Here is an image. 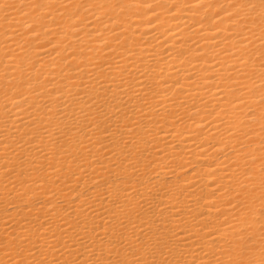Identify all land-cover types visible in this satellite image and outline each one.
<instances>
[{
  "label": "bare ground",
  "instance_id": "bare-ground-1",
  "mask_svg": "<svg viewBox=\"0 0 264 264\" xmlns=\"http://www.w3.org/2000/svg\"><path fill=\"white\" fill-rule=\"evenodd\" d=\"M0 264H264L263 0H0Z\"/></svg>",
  "mask_w": 264,
  "mask_h": 264
},
{
  "label": "rangeland",
  "instance_id": "rangeland-1",
  "mask_svg": "<svg viewBox=\"0 0 264 264\" xmlns=\"http://www.w3.org/2000/svg\"><path fill=\"white\" fill-rule=\"evenodd\" d=\"M263 3H264V0H263Z\"/></svg>",
  "mask_w": 264,
  "mask_h": 264
}]
</instances>
